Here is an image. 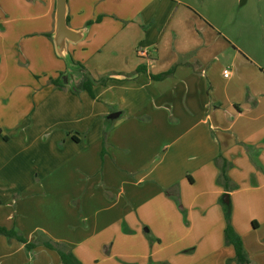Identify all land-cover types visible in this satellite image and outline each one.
Listing matches in <instances>:
<instances>
[{
  "label": "crops",
  "instance_id": "0c3cea01",
  "mask_svg": "<svg viewBox=\"0 0 264 264\" xmlns=\"http://www.w3.org/2000/svg\"><path fill=\"white\" fill-rule=\"evenodd\" d=\"M258 2L249 15L231 0H66L78 39L63 58L56 0H0V225L40 241L0 235V264H62L43 240L79 264H235L220 197L264 264ZM79 65L106 83L72 91Z\"/></svg>",
  "mask_w": 264,
  "mask_h": 264
},
{
  "label": "trees",
  "instance_id": "16d2710c",
  "mask_svg": "<svg viewBox=\"0 0 264 264\" xmlns=\"http://www.w3.org/2000/svg\"><path fill=\"white\" fill-rule=\"evenodd\" d=\"M79 67H80L79 70L80 82L77 85V87L72 88V91L77 92V88H78L80 90L88 92L91 95L92 86L95 83H100V84L106 83L107 81L106 76L95 80L91 78L90 74L85 70V68L82 65H79ZM167 74L168 72L155 77H162ZM51 82L57 87L63 86L62 83L58 82L57 80L52 79ZM106 133L107 130L103 132V136H102V144L100 150L101 159L106 153V140H105ZM216 163L220 167L218 183H220L226 191L233 189L235 185L230 181V179L226 176L225 173V170L229 166V164L228 163L226 164L225 162L219 163V160H216ZM219 203L220 206L222 207L226 219V227L224 229V242L227 246H232L234 251V255L230 261H233L235 264H253L252 260L249 258L246 250L244 249L241 237L235 232L234 228L230 223L231 206L229 200L227 199L225 201L222 199V197H220ZM0 235L4 236L8 240L9 239L17 240L18 242L24 244L26 248H34L38 243H40L39 240L27 242L24 236L20 234L14 227L7 228L0 225ZM41 243L50 249L56 250L62 264H79V260L73 255L72 252L59 249L57 247V244H54L51 241L43 240Z\"/></svg>",
  "mask_w": 264,
  "mask_h": 264
},
{
  "label": "water",
  "instance_id": "95a60500",
  "mask_svg": "<svg viewBox=\"0 0 264 264\" xmlns=\"http://www.w3.org/2000/svg\"><path fill=\"white\" fill-rule=\"evenodd\" d=\"M66 0H56V13H55V27L53 34V41L55 44L56 52L60 57L66 58L68 52L66 49V42H75L77 38V31L70 29L66 24ZM118 112H113L108 115L113 118Z\"/></svg>",
  "mask_w": 264,
  "mask_h": 264
},
{
  "label": "rangeland",
  "instance_id": "374dc122",
  "mask_svg": "<svg viewBox=\"0 0 264 264\" xmlns=\"http://www.w3.org/2000/svg\"><path fill=\"white\" fill-rule=\"evenodd\" d=\"M231 1H232L233 9H235L233 11L236 13L237 12H244L246 14H249V13H253L254 11H259V8H260L258 0H247V2L245 4H242V5L240 4V0H231ZM205 11H208L211 15L217 13L216 9L214 7H211V6H210V8L206 9ZM208 12H205V13L209 14ZM259 13L262 14V16H264V9H262V11ZM8 206H9V208H12V206L14 207V204L13 205L10 204Z\"/></svg>",
  "mask_w": 264,
  "mask_h": 264
},
{
  "label": "built area",
  "instance_id": "2783aa9c",
  "mask_svg": "<svg viewBox=\"0 0 264 264\" xmlns=\"http://www.w3.org/2000/svg\"><path fill=\"white\" fill-rule=\"evenodd\" d=\"M223 76L224 77H228L229 76V74H230V70L228 69V68H225V69H223Z\"/></svg>",
  "mask_w": 264,
  "mask_h": 264
}]
</instances>
